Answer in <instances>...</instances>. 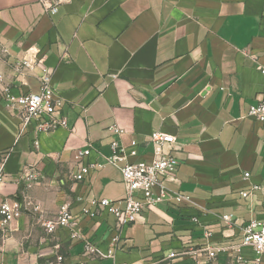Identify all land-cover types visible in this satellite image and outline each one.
Masks as SVG:
<instances>
[{
    "label": "crops",
    "instance_id": "1",
    "mask_svg": "<svg viewBox=\"0 0 264 264\" xmlns=\"http://www.w3.org/2000/svg\"><path fill=\"white\" fill-rule=\"evenodd\" d=\"M29 48L53 72L66 127L22 131L6 107L5 85L41 90V67L15 69ZM263 69L264 0H68L56 14L39 0H0V201L21 200L20 171L35 166L43 178L28 194L48 216L70 203L98 247L92 264H199L206 242L241 244L243 226L264 219V123L249 115L264 96ZM157 130L176 136L180 165L168 186L189 199L146 207L120 229L99 202L125 197L121 168L107 163L76 181V151L90 146L85 161L105 162L113 141L136 140L130 160H149ZM83 252L69 229L48 233L29 210L0 233V264H78ZM215 263L230 264L225 255Z\"/></svg>",
    "mask_w": 264,
    "mask_h": 264
},
{
    "label": "built area",
    "instance_id": "2",
    "mask_svg": "<svg viewBox=\"0 0 264 264\" xmlns=\"http://www.w3.org/2000/svg\"><path fill=\"white\" fill-rule=\"evenodd\" d=\"M44 9L49 14H56L59 7L68 0H39ZM37 66L42 68V87L40 91L14 94L10 86L1 87L2 97L6 101V107L15 113L21 122L22 131L28 129L36 123L37 131H47L66 127L68 124L66 116L62 113L64 99L59 96L53 86L51 69L44 66L41 62L38 50L29 48L24 56L15 65L17 73L23 74L24 71H33ZM264 73V69H263ZM249 115L256 120L264 123V96L259 103L252 105ZM117 133L124 132L119 127L114 128ZM154 145L153 157L147 159L130 160V157L138 155V142L133 140L131 145L126 147L120 141L115 140L111 143L112 153L105 156V162L85 161L92 152V147L78 149L75 154L77 160V171L73 174L76 181H82L91 171L103 167L110 163L121 168L123 183L126 188V195L119 200L103 198L99 204L115 215L117 227H124L138 221L146 207L155 206L159 202L166 201L174 206L189 197L181 192L174 191L168 183L176 181V173L179 169L180 160L172 154L176 136L165 133L161 130L154 131L150 137ZM35 147L39 141L34 142ZM124 162L123 165L120 163ZM6 155L0 154V187L6 180L5 172ZM21 178L25 181L26 191L22 199H4L0 201V233L7 234L14 219L19 218L25 211H32L36 221L48 233H54L58 228L69 229L72 239L83 240L84 256L78 264H92V258L97 253L98 247L90 239L86 238L79 230L78 221L74 219L71 212L70 203H63L58 211L48 216L43 207L36 202L27 190L42 182V174L33 165H25L20 171ZM249 173H246V177ZM91 216L95 213L86 209ZM225 220L231 221V216L226 215ZM212 233H207L206 237L211 238ZM200 255L206 256V261L199 264H216L215 260L220 255H225L230 264H264V219H251L243 226L242 242L233 246H215L206 242L196 250ZM112 254V251H109ZM186 254L183 250L174 251L170 257ZM251 254V256L249 255Z\"/></svg>",
    "mask_w": 264,
    "mask_h": 264
}]
</instances>
